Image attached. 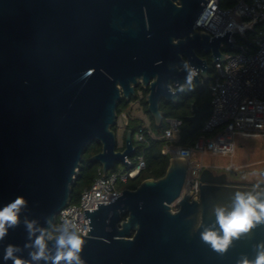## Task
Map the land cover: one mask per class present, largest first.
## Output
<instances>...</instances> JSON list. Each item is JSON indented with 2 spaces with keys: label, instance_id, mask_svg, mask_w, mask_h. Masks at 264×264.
Segmentation results:
<instances>
[{
  "label": "water",
  "instance_id": "obj_1",
  "mask_svg": "<svg viewBox=\"0 0 264 264\" xmlns=\"http://www.w3.org/2000/svg\"><path fill=\"white\" fill-rule=\"evenodd\" d=\"M208 1L0 0V208L23 196L28 206L21 221L27 216L42 226L55 224L71 203V185L93 141L101 151L89 161L100 165L102 176L128 165L131 132L118 150L113 130L118 104L138 88L146 90L147 112L159 126L160 101L176 103L201 87L214 63L225 61L222 45L239 50L227 31L211 38L194 29ZM185 62L197 72L190 89ZM209 113L208 102L193 110L190 133ZM187 166L172 157L162 178L115 191L106 201L91 199L84 210L85 264H236L241 255L254 258L264 225L223 255L199 233L214 223L213 205L229 203L234 191L258 181H230L223 170L206 167L193 197L184 187ZM26 240L22 222L10 229L0 241V264H12L3 260L8 244L23 248ZM28 252L19 255L29 259Z\"/></svg>",
  "mask_w": 264,
  "mask_h": 264
},
{
  "label": "built area",
  "instance_id": "obj_2",
  "mask_svg": "<svg viewBox=\"0 0 264 264\" xmlns=\"http://www.w3.org/2000/svg\"><path fill=\"white\" fill-rule=\"evenodd\" d=\"M194 29L211 38L221 37L227 31L231 34L232 43L239 46L236 53H227L223 51L227 47L222 45L225 61H216L213 65L214 78L208 88L210 113L201 125L199 137L191 147L180 146L181 121L172 118L167 120L168 128L159 136L153 134L149 124L143 123L135 140L143 142L144 136L148 135L153 140L164 142L162 155L187 160L184 187H189L196 197L199 174L206 168L191 161L196 153L207 151L231 157L235 136L264 138V0H232L228 6H221L220 0H209ZM247 32L254 34L255 40L239 45L235 36L244 38ZM137 95L142 98L140 90ZM135 102L139 103L138 100ZM127 162L126 166H129L130 162ZM144 168L142 157H138L131 171L122 170L105 176L100 172L81 192L77 204L70 203L58 213L55 225L70 220L77 223L85 235L89 226L84 210L91 199L106 201V195L114 196L115 191L121 193L118 186L136 178Z\"/></svg>",
  "mask_w": 264,
  "mask_h": 264
},
{
  "label": "clouds",
  "instance_id": "obj_3",
  "mask_svg": "<svg viewBox=\"0 0 264 264\" xmlns=\"http://www.w3.org/2000/svg\"><path fill=\"white\" fill-rule=\"evenodd\" d=\"M183 69L187 73L186 85L190 89L197 72L188 62L183 64ZM27 206V200L17 196L0 208V241L4 240L10 229L19 227L21 222L27 233L23 248L14 244L5 247L3 260L11 261L12 264H85L81 257L85 240L78 224L65 220L57 226L47 220V226H42L37 219L27 216L21 221V213ZM212 213L214 223L207 227L201 226L200 239L213 251L223 255L235 241L250 235L257 226L264 225V182L253 184L247 190L234 191L229 203L213 205ZM253 247L254 258L241 255L236 264H264V241ZM24 249L29 250V259L19 255Z\"/></svg>",
  "mask_w": 264,
  "mask_h": 264
},
{
  "label": "trees",
  "instance_id": "obj_4",
  "mask_svg": "<svg viewBox=\"0 0 264 264\" xmlns=\"http://www.w3.org/2000/svg\"><path fill=\"white\" fill-rule=\"evenodd\" d=\"M232 3V0H220L221 6H228ZM258 27H256V30ZM247 34H252L247 32ZM236 42L239 45H242V40L240 38H236ZM224 52L227 53H236L229 50L223 49ZM214 78V66L208 72L207 80L201 85V87L194 89L191 88L186 94L179 96L176 103L160 101L159 109L163 112L162 121L159 126L154 124L153 119L149 116L147 112V105L145 103V96L147 91H143L140 88L139 90L143 94V98L139 99L138 95L131 98L129 102L121 101L117 107V116H119L123 111H125L129 104L139 101V104L142 106L145 114L148 115L150 119V129L154 135H162L164 131L168 128L167 120L168 119H178L181 121V127L179 132V145L183 147H191L197 140L200 135L201 125L206 119L204 117L201 121L200 126L194 133H190V129L192 124L190 122V117L193 115L194 109H200L204 102L210 101V92L209 85L212 83ZM143 123L137 119H131L128 121L125 132L130 131L132 135V144L134 147V151L129 157L128 161L130 162L129 166H123V171H131L134 169L136 165V160L138 157H142L145 168L140 171L138 176L134 179L129 180L125 184H121L118 186L119 190L129 189L134 190L137 186L140 185L141 182L153 179L158 180L162 178L167 170L168 163L170 157L167 155L161 154V149L164 145L163 141H157L150 138L148 135L144 136L143 142H137L135 140L136 133L142 128ZM117 127H113V130L116 132ZM125 134V133H124ZM124 139V136H123ZM117 149H123V141L122 146L119 147L117 143ZM101 151V145L95 141L91 142L85 149L84 155L80 162V166L77 174L74 177L73 183L71 185V204H77L79 202V198L81 192L88 188L93 180L99 176L100 173V165L97 162H90L89 158ZM118 171V165H116L112 170H110L107 174Z\"/></svg>",
  "mask_w": 264,
  "mask_h": 264
},
{
  "label": "rangeland",
  "instance_id": "obj_5",
  "mask_svg": "<svg viewBox=\"0 0 264 264\" xmlns=\"http://www.w3.org/2000/svg\"><path fill=\"white\" fill-rule=\"evenodd\" d=\"M246 44L255 40L254 34H247L244 38L235 36ZM117 132V130H116ZM118 146H122V136L117 133ZM235 149L233 155H215L210 152L196 153L191 161L201 163L204 167L213 166L218 172L223 170L229 179H250L253 177L264 179V138L263 137H234ZM123 165H118V171H122Z\"/></svg>",
  "mask_w": 264,
  "mask_h": 264
},
{
  "label": "crops",
  "instance_id": "obj_6",
  "mask_svg": "<svg viewBox=\"0 0 264 264\" xmlns=\"http://www.w3.org/2000/svg\"><path fill=\"white\" fill-rule=\"evenodd\" d=\"M203 84V83H202ZM119 122H117L116 127H117V132L120 133L122 136V141H123V136L125 133V129L127 126V123L131 119H137L140 120L142 123L150 124V119L147 114L143 111L142 106L137 103L133 102L129 104L128 108L123 111L119 116H118ZM207 168H213V166H208ZM230 181H237V182H245V183H251V182H264V179H259L256 177L250 178L248 180L246 179H229Z\"/></svg>",
  "mask_w": 264,
  "mask_h": 264
},
{
  "label": "flooded vegetation",
  "instance_id": "obj_7",
  "mask_svg": "<svg viewBox=\"0 0 264 264\" xmlns=\"http://www.w3.org/2000/svg\"><path fill=\"white\" fill-rule=\"evenodd\" d=\"M197 54H198L200 57H202V58L209 59L208 56H204L201 52H199V53H197ZM143 91H146V90H143ZM141 96H142V98H143V94H142V92H141ZM177 209H178V207H177L176 203H173V204L171 205V211L174 212V211H177Z\"/></svg>",
  "mask_w": 264,
  "mask_h": 264
}]
</instances>
